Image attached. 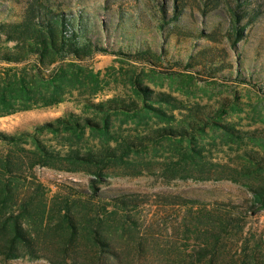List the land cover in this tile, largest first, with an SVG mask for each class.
Returning <instances> with one entry per match:
<instances>
[{"label":"trees","instance_id":"trees-1","mask_svg":"<svg viewBox=\"0 0 264 264\" xmlns=\"http://www.w3.org/2000/svg\"><path fill=\"white\" fill-rule=\"evenodd\" d=\"M0 1L7 10H17L15 18L0 19V49L12 44L0 50V63L11 65L0 74V117L55 107L76 91L88 98L96 96L102 91L99 75L86 72L77 61L112 53L139 62L157 63L167 55L166 50L145 41L138 42L136 48L127 49L120 44L119 48L105 46L100 38L91 37L97 29L95 18L83 11H66L56 0ZM156 2L150 11L156 16L157 33L163 42L172 36L186 42L204 37L218 44L222 41L218 28L198 32L182 23L188 10L191 16L203 17L204 23L208 16H222L224 12L228 26L223 35L235 53L238 43L246 39L247 28L263 14L262 5L251 7L253 4L246 0ZM119 18L121 28L125 14L121 13ZM99 24L100 32L108 31L106 21ZM219 51L201 53L197 65H202L212 76L217 75L226 68L217 58L229 53L225 46ZM60 62L67 64L47 74ZM186 68L195 69L196 64L189 60ZM229 69L234 80L254 82L253 76L239 68L234 70L232 64ZM86 73L87 78H93L88 92L90 84L84 82ZM136 93L137 97L131 101L86 100L85 112L92 109V116L70 112L36 126L33 133L0 131V259L45 260L50 264H264V229L258 231L248 226V219L264 210V184L245 183L244 190L250 198L241 202L219 198L210 190L139 192L100 188L107 180V167L125 163L144 146L142 139L118 138L110 133L112 115L140 116L139 98L145 101L144 111L153 112L161 122H168L150 134V140L189 135L190 128L171 125L175 119L173 110L168 112L147 102L154 93L148 87L138 84ZM159 95L161 103L171 102L169 95ZM213 118H201L204 126L194 127L192 123L190 127L194 131L203 130L218 123ZM224 129L231 138L241 137L234 128L224 126ZM44 132L52 134L69 150L63 154L44 144L39 139ZM87 133L88 140L96 137L101 140L98 150L83 142ZM202 155L201 149L192 147L175 166L166 168L165 177L190 179V174H181V162L191 159L200 165ZM250 160V166L241 170L243 175L249 176L254 169L263 174L264 165L252 157ZM38 167L88 173L91 175L88 189L65 185L51 194V188L36 171ZM232 181L239 183L237 179Z\"/></svg>","mask_w":264,"mask_h":264},{"label":"rangeland","instance_id":"rangeland-1","mask_svg":"<svg viewBox=\"0 0 264 264\" xmlns=\"http://www.w3.org/2000/svg\"><path fill=\"white\" fill-rule=\"evenodd\" d=\"M63 4L66 11H83L95 18L97 29L93 30L94 39L100 38L105 46L112 45L119 48H136L137 43L145 41L167 51L166 57L157 63L139 62L137 60L117 56L112 53H99L84 61H77L79 65L99 75L102 91L93 98L81 96L79 91L67 97V101L51 108H38L21 111L9 116L0 117V131L16 133L27 131L33 133L35 127L45 122L54 121L74 112L83 116H92L91 110L85 109L86 100L93 103L107 101L112 98H121L131 101L137 97L138 84L148 87L153 93L150 102L156 106L173 110L175 119L171 122L173 128L186 126L189 129L185 138H160L150 140L153 134L168 122L158 119L152 112L147 113L144 99L139 98L138 104L142 107L139 117L126 116L121 113L111 117L110 133L118 138L130 140L142 139L144 146L134 152L125 163L115 164L106 168L107 180L100 188L126 189L139 192L182 191V190H210L216 196L226 200L233 199L241 202L250 195L246 193V184L254 186L264 184V173L259 175L252 170L249 176H244L242 171L250 166L249 162L255 159L264 165V0H246L254 5H262L263 14L258 21L247 28L246 39L238 43L237 53L229 49V44L224 38L228 26L226 13L212 14L206 19L196 15L191 16L188 10L184 17L183 25L196 31L206 29L207 32L218 28L222 32L219 37L222 41L218 44L201 37L192 42L179 41L177 37H168L162 41L157 33L156 16L151 14V7L156 6V0H56ZM119 8V10H118ZM122 8V9H121ZM14 11L7 10L4 2L0 1V19L15 18ZM121 13L125 14L124 24L118 27ZM120 14V15H119ZM106 21L108 32H100L99 21ZM163 45V47H162ZM12 44L1 47L10 48ZM227 47L229 53L222 58L225 69L212 76L202 65H197V56L205 52H220L219 48ZM0 49V50H1ZM237 55L239 58H237ZM191 61L196 64L195 69H187L186 63ZM180 62V63H179ZM239 62V63H238ZM183 63V64H182ZM64 63H56L47 71V74ZM239 68L248 76H253V83H242L230 76L231 69ZM11 66L0 63V74L3 69ZM208 66V65H204ZM89 83L87 92L92 87L93 78H87ZM255 83L257 85H255ZM170 96L171 102H160L159 94ZM225 112V113H224ZM214 117L218 123H212L203 130L194 131L190 124L203 125L201 118ZM222 116V117H221ZM184 124V125H181ZM224 126L234 128L239 137H229ZM247 133H249L247 135ZM192 136V137H191ZM39 139L48 146L63 154L69 150L67 145H60L52 134L44 132ZM89 139L86 134L85 145L93 150H98L101 141L98 137ZM115 146V142L111 143ZM30 145H26L28 148ZM192 147L202 150V163L187 159L182 163L181 174H190L188 180L182 178L168 180L164 175L166 168H172L185 152ZM251 154V157L248 156ZM200 157L198 154H195ZM254 162V161H253ZM252 162V163H253ZM254 164H257L254 162ZM260 166L258 165V168ZM257 168V167H256ZM203 170V171H201ZM36 171L42 181L51 188L55 194L62 186L80 187L88 189L91 175L85 172L71 173L57 171L45 167H38ZM232 179L239 180L234 183ZM248 226L255 230L264 229V210L258 215L248 219ZM0 264H50L45 260H13L3 261Z\"/></svg>","mask_w":264,"mask_h":264}]
</instances>
